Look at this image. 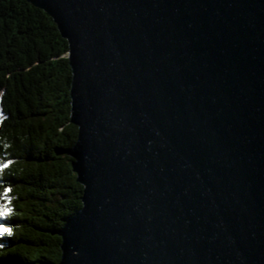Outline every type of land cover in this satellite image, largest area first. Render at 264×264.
I'll return each instance as SVG.
<instances>
[{
  "label": "water",
  "instance_id": "95a60500",
  "mask_svg": "<svg viewBox=\"0 0 264 264\" xmlns=\"http://www.w3.org/2000/svg\"><path fill=\"white\" fill-rule=\"evenodd\" d=\"M26 1L70 47L59 264H264V0Z\"/></svg>",
  "mask_w": 264,
  "mask_h": 264
},
{
  "label": "trees",
  "instance_id": "16d2710c",
  "mask_svg": "<svg viewBox=\"0 0 264 264\" xmlns=\"http://www.w3.org/2000/svg\"><path fill=\"white\" fill-rule=\"evenodd\" d=\"M69 52L47 13L0 0V159L14 162L0 179L12 189L5 222L12 235L0 236V264H59V232L83 206L67 153L79 135Z\"/></svg>",
  "mask_w": 264,
  "mask_h": 264
},
{
  "label": "snow or ice",
  "instance_id": "6c2138e0",
  "mask_svg": "<svg viewBox=\"0 0 264 264\" xmlns=\"http://www.w3.org/2000/svg\"><path fill=\"white\" fill-rule=\"evenodd\" d=\"M7 147V145H5ZM12 160L0 159V179H3L7 171L13 165ZM0 236L7 234L9 236L12 235V229L10 227L5 226V222L7 221L9 215L11 214L10 200L12 199L10 193L12 189L10 187L5 186L3 183H0Z\"/></svg>",
  "mask_w": 264,
  "mask_h": 264
},
{
  "label": "rangeland",
  "instance_id": "374dc122",
  "mask_svg": "<svg viewBox=\"0 0 264 264\" xmlns=\"http://www.w3.org/2000/svg\"><path fill=\"white\" fill-rule=\"evenodd\" d=\"M2 117H3V114L1 113V114H0V122H1V120H2Z\"/></svg>",
  "mask_w": 264,
  "mask_h": 264
},
{
  "label": "bare ground",
  "instance_id": "6f19581e",
  "mask_svg": "<svg viewBox=\"0 0 264 264\" xmlns=\"http://www.w3.org/2000/svg\"><path fill=\"white\" fill-rule=\"evenodd\" d=\"M2 113V111H1V107H0V114Z\"/></svg>",
  "mask_w": 264,
  "mask_h": 264
}]
</instances>
